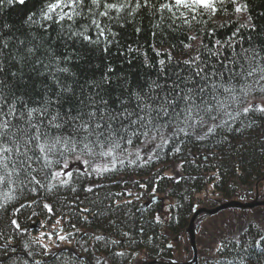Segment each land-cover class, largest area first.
I'll return each mask as SVG.
<instances>
[{"label":"trees","instance_id":"obj_1","mask_svg":"<svg viewBox=\"0 0 264 264\" xmlns=\"http://www.w3.org/2000/svg\"><path fill=\"white\" fill-rule=\"evenodd\" d=\"M124 2L128 7L120 13L113 11L109 17H96L110 33L107 52L103 40L96 45L67 38L70 32H77L97 39V30L91 25L90 4L77 9L81 15L74 23L65 20L58 25L39 19L44 0H28L26 7L5 3L0 9V67L16 71L19 65L11 61V55L17 53L18 47L36 45L37 57L43 64L33 71L29 61L23 79L38 90L30 93L31 99L39 100L47 88L57 90L53 76L65 85L75 80L74 87L79 92L86 80L100 81L111 66L113 73L109 75L114 85L122 80L132 89H146L152 82L176 81V73L186 74L188 66L184 62L193 58L209 71L221 64L239 71L230 63L237 59L236 54L250 44L257 50L264 46V0H238L247 6L248 11L243 14L236 13L234 5L225 0L214 16L197 15L195 19L187 12L180 17L179 13L157 10L169 0ZM137 2L141 7H137ZM32 13L37 14V23L29 27L24 21ZM20 40L25 44L19 45ZM217 50L220 55H213ZM65 54L73 56L67 64L63 62ZM64 66L75 76L57 71ZM7 79L11 81L10 76ZM250 82L258 87L254 78ZM232 83L239 90L242 81ZM118 94L119 90L113 88L112 95ZM263 98L256 93L257 100ZM122 148L108 160L96 158L93 162L92 167L103 165L108 171L95 173L83 164L82 170L72 171L67 186H56L57 181L39 170L34 173L37 184H29L30 178L22 175L18 179V173L10 179L6 177L0 183V264L168 261L172 256L166 248L167 241L187 226L193 206H208L209 199L207 203L202 200L204 192L206 196L229 199L264 175V118L240 115L202 140L181 134L179 139L171 138L161 144L159 138L139 137L133 138L131 145L122 143ZM159 148H165V153ZM33 166L41 167L38 162ZM6 171H12L11 163ZM6 171L0 169V176H5ZM50 184L54 185L51 190ZM89 188L91 191H87ZM200 194L203 195L199 197ZM154 196L158 201L138 217L139 203ZM261 221L262 228L249 223L236 240L221 241L217 252L211 257L202 256L199 264H264V218ZM54 228L58 236L53 235ZM39 258L45 262L35 263Z\"/></svg>","mask_w":264,"mask_h":264},{"label":"snow or ice","instance_id":"obj_2","mask_svg":"<svg viewBox=\"0 0 264 264\" xmlns=\"http://www.w3.org/2000/svg\"><path fill=\"white\" fill-rule=\"evenodd\" d=\"M229 2L234 5L236 13L248 11L247 6L238 0ZM5 3L26 7L28 0H0V9ZM224 3L225 0H169L161 3L157 10H167L173 15L179 13L180 17H185L187 12L195 19L197 15L214 16L218 6ZM85 7H89L97 39L92 40L89 35L77 32H70L67 38H79L96 45L103 40L107 52L110 33L96 17H109L113 11L120 13L128 7L124 0H44L38 15L45 23L62 25L65 20L74 23L81 15L77 9ZM137 7H141L139 2ZM93 9L103 10L97 12ZM36 17V13L29 14L24 23L31 27L37 23ZM251 27L255 31V25ZM44 31L47 32V28ZM24 44V40L19 41V45ZM3 47L7 48L8 44L4 43ZM37 51L36 45L18 47L17 53L10 57L14 64L19 65L17 70L0 67V169L6 171L9 164L12 165V171L0 176V183L18 173V179L22 175L30 178L29 184H37L39 180L34 173L39 170L45 177L57 181L56 186H67L73 175L70 170L73 159L89 166L92 172L103 173L108 171L107 166L92 167L96 158L108 160L117 150L123 151L122 143L131 145L133 138H159L167 143L171 138L179 139L182 134L202 140L215 134L217 129L228 126L229 121H235L240 115L256 114L264 118V102L255 103L257 92L264 96V46L257 50L250 44L242 53H237V59L230 63L238 66L239 71L229 64H221L209 71L207 66L201 67L193 58L184 62L188 66L186 74L176 73V81L170 84L152 82L146 89H132L122 80L114 85L109 75L113 68L108 66L100 81L86 80L80 85L79 92L74 87L75 80L65 85L59 77L53 76L57 90L52 92L47 88L40 93L39 100H32L30 93L38 90L23 79V70L29 61L33 71L43 64L37 57ZM213 55L219 56V50ZM72 60V55L63 57L65 64ZM237 61L241 62L237 65ZM57 71L75 76L67 66L58 67ZM250 78H254L258 87L253 86ZM232 81H242L239 90ZM113 88L119 90L118 95H112ZM37 162L41 165L39 169L33 166ZM20 183L23 185V179ZM53 186L50 184L49 190ZM44 207L51 211L48 204ZM12 223L16 224V221Z\"/></svg>","mask_w":264,"mask_h":264},{"label":"rangeland","instance_id":"obj_3","mask_svg":"<svg viewBox=\"0 0 264 264\" xmlns=\"http://www.w3.org/2000/svg\"><path fill=\"white\" fill-rule=\"evenodd\" d=\"M264 102L263 99H256L255 103L260 104ZM158 143V140H157ZM126 159V157H125ZM83 163L80 161H76L73 159V161L70 164V170L76 169L79 170L83 168ZM210 189L207 190L209 192ZM204 192L203 194H200L199 197L202 195V200L206 202V199L212 200V203H209L208 201V209L216 206L215 200L220 199V197L214 194H209L206 196ZM249 200V199H248ZM207 203V202H206ZM204 208V207H201ZM199 209V207L197 208ZM207 209V208H206ZM263 218V209H256L255 212L252 215H249L248 213L245 214H239L234 212H224L218 214L217 216L210 217L204 221H202L201 216L198 217L196 221V227L197 228V234L196 235V246L198 256L199 258L211 257L213 253L217 252V250L220 247V242L225 239H231L236 240L237 236L240 232H243L249 223L256 222L258 224L261 223V219ZM194 221V222H195Z\"/></svg>","mask_w":264,"mask_h":264},{"label":"water","instance_id":"obj_4","mask_svg":"<svg viewBox=\"0 0 264 264\" xmlns=\"http://www.w3.org/2000/svg\"><path fill=\"white\" fill-rule=\"evenodd\" d=\"M262 180H264V177L262 178ZM230 202L232 201H228V202H225L223 204H220L218 207H216L214 210H203V209H200L196 212H194L191 220H190V223H189V226L186 230V233L189 237V241H190V245L193 249V252H194V255H195V247H194V227H193V223H194V220L196 219V217H198L200 214H204L205 216H211V215H214L216 214L217 212L219 211H222V210H226V209H238V210H248V209H252V208H256V207H259V206H263L264 207V201H254L250 204H241V203H231ZM142 208L144 209V206H142ZM147 264H161L159 262H148ZM187 264H195V257H193V259L187 263Z\"/></svg>","mask_w":264,"mask_h":264},{"label":"bare ground","instance_id":"obj_5","mask_svg":"<svg viewBox=\"0 0 264 264\" xmlns=\"http://www.w3.org/2000/svg\"><path fill=\"white\" fill-rule=\"evenodd\" d=\"M160 143L162 144V140L160 139ZM161 146H163V147H165V145H161ZM165 149V148H164ZM163 148H159V151L161 152V153H165V150H164ZM255 200H258V196H256L255 198H254ZM238 201H232V202H230V204L231 203H237ZM250 212L253 214L254 212H255V209L254 208H252V209H250ZM40 260H42L43 262H45L42 258H39Z\"/></svg>","mask_w":264,"mask_h":264}]
</instances>
